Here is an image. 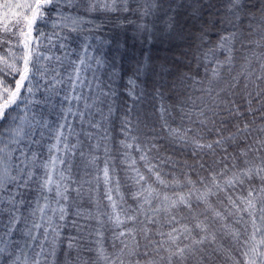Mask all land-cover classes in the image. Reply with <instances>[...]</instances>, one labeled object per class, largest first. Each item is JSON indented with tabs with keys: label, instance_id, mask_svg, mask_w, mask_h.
<instances>
[{
	"label": "snow or ice",
	"instance_id": "6c2138e0",
	"mask_svg": "<svg viewBox=\"0 0 264 264\" xmlns=\"http://www.w3.org/2000/svg\"><path fill=\"white\" fill-rule=\"evenodd\" d=\"M204 7L0 4V264H205L217 255L264 264V6L257 20L243 0H226L214 43L196 27ZM105 25L109 39L95 35ZM101 68L111 69L107 84ZM125 76L132 104L114 145L115 78ZM145 98L159 100L158 127L133 115ZM161 139L191 147L193 162L165 173L179 162L161 154ZM70 219L75 235L65 236Z\"/></svg>",
	"mask_w": 264,
	"mask_h": 264
},
{
	"label": "trees",
	"instance_id": "16d2710c",
	"mask_svg": "<svg viewBox=\"0 0 264 264\" xmlns=\"http://www.w3.org/2000/svg\"><path fill=\"white\" fill-rule=\"evenodd\" d=\"M4 0H0L1 2ZM244 3H246L249 6V11L252 13H255V18L258 20L260 16V9L262 6H264V0H243ZM203 3L205 5L201 20L197 22L196 27L199 28L201 25H203L208 30V39H210L213 43L218 39V36L220 34L224 33V30L226 28V25L221 24V18L225 15V6H226V0H203ZM1 10V9H0ZM250 23V18L245 17L242 20V28L244 31H247L248 25ZM42 27V30L45 32L51 31L49 27ZM111 34V27L110 25H105L102 30L99 33H96L95 35L101 36L102 39H109ZM255 38V37H254ZM95 43V41H93ZM181 48H186L187 45L183 44L180 46ZM238 47V45H237ZM8 46L4 45L3 47H0V55H3L5 51H7ZM103 52H107V48L104 46H101V52L96 53L97 55L103 54ZM157 55H164L165 53L159 49L156 50ZM179 55V53H176ZM221 58H223L221 56ZM185 63L187 64L188 61L185 60ZM192 65V74L195 75L196 73V61L193 59L191 61ZM128 65L125 64V69H127ZM119 71V69H117ZM182 71H187L186 68H182ZM111 72V69L107 68H101L100 71L97 73L99 75L100 80L107 84L109 81V73ZM199 73L202 76L203 75V66L199 68ZM91 73H89V76ZM121 75H124L121 73ZM115 87L118 92V99L116 100V111L114 112L113 116L111 117V120L108 124L109 132L112 137V143L114 145H118V142L120 139H122V135L120 133V118L124 115L125 111L127 110L124 105H131L132 100L124 94V88L126 85V76L124 79L115 78ZM14 83V81H12ZM106 90V89H105ZM198 94V93H197ZM172 99H166V104H173L175 102L176 93H170L169 94ZM159 106V100H152L151 98H145L142 102L139 103L136 111L133 113L135 116L136 114H139L140 120L146 123L149 127H158L159 126V113L157 111ZM107 111V109H105ZM98 118V117H97ZM71 120L72 117H69ZM170 119H175L176 125L180 123V116L178 112H172L170 114ZM175 126V125H174ZM79 125H77V131H79ZM162 146L161 154L165 157H171L172 161L179 162L176 165V168H173L172 163H167L163 166V171L165 173H170L175 171L177 174L179 171H181L180 165L187 161L188 163L193 162L192 157V149L191 147H182L179 144H174L169 142L167 139H161L158 142ZM117 164H119V160H117ZM102 167V164H101ZM121 179L123 180V172H120ZM64 235H75V231L72 229L71 226V219L68 222V225L66 227V230L64 232ZM218 244H222L225 249H230L233 247L232 241L229 237H221L218 239ZM205 264H232L230 260H227L224 258L223 255H217L213 259H210L205 262Z\"/></svg>",
	"mask_w": 264,
	"mask_h": 264
},
{
	"label": "rangeland",
	"instance_id": "374dc122",
	"mask_svg": "<svg viewBox=\"0 0 264 264\" xmlns=\"http://www.w3.org/2000/svg\"><path fill=\"white\" fill-rule=\"evenodd\" d=\"M12 2L15 3L16 0H12ZM2 3H4V1H2L1 4H2ZM2 12H3V10L1 9V10H0V13H2Z\"/></svg>",
	"mask_w": 264,
	"mask_h": 264
}]
</instances>
